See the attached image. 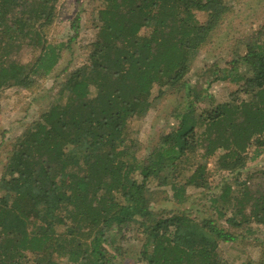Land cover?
I'll return each mask as SVG.
<instances>
[{
	"label": "trees",
	"instance_id": "trees-1",
	"mask_svg": "<svg viewBox=\"0 0 264 264\" xmlns=\"http://www.w3.org/2000/svg\"><path fill=\"white\" fill-rule=\"evenodd\" d=\"M57 2L0 0V90L40 88L69 50L79 16L73 36L53 40ZM229 9L227 0H100L86 55L64 70L54 101L3 163L0 264H112L127 258V243L135 264H230L220 249L242 225H264V193L245 213L236 195H247L245 182L236 190L213 179L207 163L236 175L264 151V27L230 60L207 67L233 86L229 100L192 118L197 99L184 95L175 127L147 154L136 129L154 99L183 88ZM188 188H218L208 196L214 217L149 204L159 193L183 204Z\"/></svg>",
	"mask_w": 264,
	"mask_h": 264
},
{
	"label": "rangeland",
	"instance_id": "rangeland-1",
	"mask_svg": "<svg viewBox=\"0 0 264 264\" xmlns=\"http://www.w3.org/2000/svg\"><path fill=\"white\" fill-rule=\"evenodd\" d=\"M227 2L230 9L218 25L212 39L199 50L189 74L185 77L183 88L172 94L166 91L164 97L154 99L145 115L136 121L137 145L143 154H147L151 147L158 145L160 140L175 127L178 121L175 113L181 110L180 105L184 95L191 93L192 98L197 99L190 108L191 112H188L192 118L200 107L207 106L210 102L229 100L233 86L214 78V74H211L207 67L211 68L213 62L223 64L226 60H230L238 50L242 51L241 41L249 40L254 31L264 27V0H227ZM99 3L100 0H58L57 18L49 29V35L53 40L66 41L73 36L75 31L70 27L71 21L75 15L79 16L78 30L76 36L70 38L69 50L63 51L54 72L39 81L40 88L25 90L9 87L0 90V176L8 151L24 128L54 101L59 89L58 84L64 79V70L68 71L78 65L86 55L84 48L94 38L92 21ZM26 55L27 50L23 48L15 57L17 60H23ZM207 166L211 178L218 181L228 180L236 190L240 187L239 182H245L242 190L246 191L247 195L236 192L239 201L245 206V213L250 209L252 203L250 200L264 193V151L254 160L248 161L236 175L219 170L213 172L215 164L212 159ZM214 192H218V188L207 190L205 195L198 190L188 188V196L183 204H176L173 200L164 198L163 193H159V196L149 204L155 210H189L194 217L202 215L214 217L208 204V196ZM220 223L231 229L226 223ZM248 228L251 233L246 232L245 229ZM237 234L236 241L220 249L221 255L228 259L230 264H238L241 260H251L252 264H261L260 262L264 260V225L250 222L242 225ZM132 239V241L137 240L135 237ZM126 248L129 250L127 251L129 254L125 255L127 258H117L112 264H135L136 257L130 258L133 255L131 251L133 246L127 243Z\"/></svg>",
	"mask_w": 264,
	"mask_h": 264
}]
</instances>
